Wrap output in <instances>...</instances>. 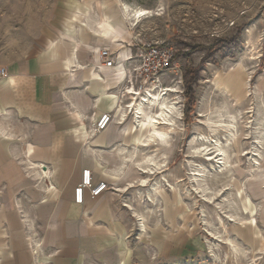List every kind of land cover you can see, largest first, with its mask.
Wrapping results in <instances>:
<instances>
[{"label": "rangeland", "instance_id": "1", "mask_svg": "<svg viewBox=\"0 0 264 264\" xmlns=\"http://www.w3.org/2000/svg\"><path fill=\"white\" fill-rule=\"evenodd\" d=\"M107 1L0 0V75L37 55L60 20L63 25L77 10L99 16ZM117 2L148 12L139 23L122 14L116 24L103 17L106 28L120 27V44L174 45L165 87H177L170 98L182 112L169 144L162 142L166 147L160 141L137 147L136 163L153 157L159 166L147 187L139 186L146 175L135 170L136 182L120 195L128 223L116 236L118 248L127 264H264V0ZM224 40L234 49L223 42V50L209 51ZM184 52L189 56L177 57ZM191 70L196 102L186 121L185 74ZM237 86L242 97L234 95ZM232 115L237 127L229 140L212 133L214 121ZM136 134L144 140L149 127Z\"/></svg>", "mask_w": 264, "mask_h": 264}, {"label": "crops", "instance_id": "2", "mask_svg": "<svg viewBox=\"0 0 264 264\" xmlns=\"http://www.w3.org/2000/svg\"><path fill=\"white\" fill-rule=\"evenodd\" d=\"M118 4L104 2L101 16L77 10L60 20L37 55L0 75V264H127L116 237L128 223L120 195L133 187L135 170L144 179L152 174L135 162L137 147H149L138 142L130 99L121 96L122 70L95 68L105 47L120 58L135 51L120 44V27L102 21L119 23ZM105 113L116 118L94 134ZM84 169L94 184L118 192L92 198L87 190L77 204Z\"/></svg>", "mask_w": 264, "mask_h": 264}, {"label": "built area", "instance_id": "3", "mask_svg": "<svg viewBox=\"0 0 264 264\" xmlns=\"http://www.w3.org/2000/svg\"><path fill=\"white\" fill-rule=\"evenodd\" d=\"M132 47L135 48V51L129 52L127 56L121 58L109 47L103 48L99 52L98 63L95 66L98 70L102 67H118L122 70L124 78L121 96L130 99V103H127L126 107L134 102L132 100L133 94L130 93H135V96L138 97H149L152 93H162L164 95L167 87L163 86L162 80L167 72L172 69L176 57L175 47L170 42L148 43ZM1 76H7L5 69L1 70ZM114 118H116L115 114H102L92 124L93 133L99 134L106 131ZM109 189H114V187H111L105 181L94 184L92 171L84 169L81 181L75 188V202L83 204L87 190L92 198H96Z\"/></svg>", "mask_w": 264, "mask_h": 264}, {"label": "bare ground", "instance_id": "4", "mask_svg": "<svg viewBox=\"0 0 264 264\" xmlns=\"http://www.w3.org/2000/svg\"><path fill=\"white\" fill-rule=\"evenodd\" d=\"M120 5L122 7V15L125 20H132L139 23L144 17H146V14H148V12L143 9H133L131 6L123 3H120ZM238 88L239 87L237 86L236 89H234V95L238 96V94H241L240 96L242 97V91ZM238 91L240 92L237 93ZM173 93H178L177 87L175 86L166 88L164 95L162 93H152L149 97H138L135 96V93H130L133 94L132 100H134L132 104L133 109L131 106V111L133 112L132 117L134 118V131L138 130L143 125H147L149 127V134L144 138V140H138L140 145L150 147L152 145H156L157 141L169 144L167 141L170 138V134L177 128L176 119L177 117L182 116L178 103L176 101H172L170 98V95ZM131 111L127 110L128 113ZM236 125V118H234L233 115L228 116L227 118L220 116L219 119L214 121L211 126L212 133L218 136L221 132H223L228 135L226 138L229 140V134L237 127ZM203 138L204 141H209L208 137ZM216 148L217 157H223L224 149L219 148L218 146H216ZM142 163L147 165L144 169H146L148 174L154 175L157 173L155 171L158 170L159 165L153 157L145 158V161ZM139 184L140 187H147L149 185V181L147 179H143L139 182ZM115 191L118 192V189H115Z\"/></svg>", "mask_w": 264, "mask_h": 264}, {"label": "trees", "instance_id": "5", "mask_svg": "<svg viewBox=\"0 0 264 264\" xmlns=\"http://www.w3.org/2000/svg\"><path fill=\"white\" fill-rule=\"evenodd\" d=\"M223 42L228 43L227 45L229 49H234L235 47L234 43H232L231 41L224 40V41H221V43L216 44L214 47L210 48L209 51H211L212 49H216L217 51L223 50V48L226 47V46H223ZM188 47L190 46L185 44L184 48H188ZM201 48H202L201 46H195L192 49L195 51ZM208 54H210V52ZM179 56L187 57L189 56V53L184 52L183 54H178L177 57ZM195 76H196V70L186 71V74H185V79L187 80L186 89H185V98H186L185 118H186V121H190L191 114L193 113L194 107H195L196 97H195V91L193 89L192 82H191V79L194 78ZM189 77H191L190 80L188 79Z\"/></svg>", "mask_w": 264, "mask_h": 264}]
</instances>
